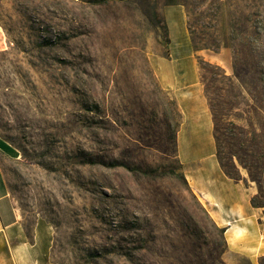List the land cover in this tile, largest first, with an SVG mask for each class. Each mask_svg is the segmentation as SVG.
<instances>
[{"label":"rangeland","instance_id":"rangeland-1","mask_svg":"<svg viewBox=\"0 0 264 264\" xmlns=\"http://www.w3.org/2000/svg\"><path fill=\"white\" fill-rule=\"evenodd\" d=\"M171 24L192 51L228 54L235 86L202 60L201 82L251 136L264 0H0V136L18 152L4 171L53 264H264L229 253L185 177L182 115L157 75Z\"/></svg>","mask_w":264,"mask_h":264},{"label":"crops","instance_id":"crops-1","mask_svg":"<svg viewBox=\"0 0 264 264\" xmlns=\"http://www.w3.org/2000/svg\"><path fill=\"white\" fill-rule=\"evenodd\" d=\"M171 28L169 59L158 62L157 75L163 86L177 97L183 122L177 135V152L190 188L213 221L225 229L229 253H243L253 262L264 255V211L253 207L255 188L236 182L222 170L217 158L214 119L201 82L199 61L220 66L232 75L228 54L192 51L188 33ZM0 136V242L10 251L11 264H53L48 229L38 224L29 241L21 223V213L11 197L4 168L13 160ZM15 149V148H14ZM16 150V149H15ZM246 178V174L242 171ZM2 257H0L1 259Z\"/></svg>","mask_w":264,"mask_h":264},{"label":"trees","instance_id":"trees-1","mask_svg":"<svg viewBox=\"0 0 264 264\" xmlns=\"http://www.w3.org/2000/svg\"><path fill=\"white\" fill-rule=\"evenodd\" d=\"M208 64L219 70V74L228 79L233 87L235 86L234 78L228 76L226 72L219 66L212 65L206 61L201 62V70H204L202 64ZM215 73V72H214ZM214 74V77L219 75ZM204 79V76L202 75ZM235 78L239 79V76L235 74ZM214 92L211 93L206 90V97L209 102V106L214 118V136L217 145V158L222 167L224 173L232 180L236 182L251 181L255 183L258 188V193L255 194L251 203L253 207L264 209V93L263 99L256 97V119L248 122L250 128V134L245 131V128L237 127L233 124L232 115L228 113V109L225 108ZM229 105V102L227 103ZM177 135L172 134V141L174 142L177 150ZM6 147L7 153L14 159L18 157V152L14 148L9 147L3 143ZM240 167L248 173V179L244 178L241 174ZM221 232L225 238V229L222 228ZM227 242V241H226Z\"/></svg>","mask_w":264,"mask_h":264}]
</instances>
